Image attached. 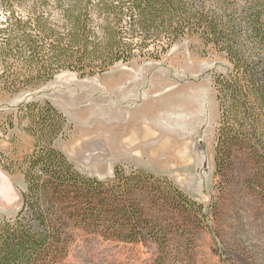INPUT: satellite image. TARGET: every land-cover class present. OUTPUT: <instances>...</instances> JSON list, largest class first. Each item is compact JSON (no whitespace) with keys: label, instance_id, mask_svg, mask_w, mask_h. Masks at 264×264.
Returning <instances> with one entry per match:
<instances>
[{"label":"trees","instance_id":"trees-1","mask_svg":"<svg viewBox=\"0 0 264 264\" xmlns=\"http://www.w3.org/2000/svg\"><path fill=\"white\" fill-rule=\"evenodd\" d=\"M193 35L231 66L213 77L219 117L209 204L142 168L117 164L106 180L82 173L56 147L70 130L65 115L46 99L27 101L16 117L27 121L32 149L21 164L0 156L2 169L24 180L20 209L0 217V264L62 260L78 232L151 242L169 264L179 252L173 241L215 232L226 213L247 204L264 215V0H0V95L63 71L91 77L119 62L158 61ZM6 126L2 135L13 117Z\"/></svg>","mask_w":264,"mask_h":264},{"label":"rangeland","instance_id":"rangeland-1","mask_svg":"<svg viewBox=\"0 0 264 264\" xmlns=\"http://www.w3.org/2000/svg\"><path fill=\"white\" fill-rule=\"evenodd\" d=\"M230 68L224 53L193 35L174 43L158 61L119 62L91 77L63 71L33 90L0 95V156L21 164L26 155L20 153L21 139L10 134L23 131L26 121L16 117L17 107L46 99L70 125L67 138L56 146L79 171L109 179L113 174L103 178L100 162L113 158L114 146L135 145L143 149L146 171L170 179L206 207L214 193L219 117L213 77ZM9 117L14 127L2 135ZM77 146L85 150L82 155ZM120 165L127 172L137 168ZM23 189L22 173L8 174L0 164V217L16 215ZM224 218L228 222L219 223L216 233L202 231L193 241H173L179 252L169 264H264L263 213L246 204ZM158 256L151 242L126 244L78 232L66 256L50 264H160Z\"/></svg>","mask_w":264,"mask_h":264},{"label":"crops","instance_id":"crops-1","mask_svg":"<svg viewBox=\"0 0 264 264\" xmlns=\"http://www.w3.org/2000/svg\"><path fill=\"white\" fill-rule=\"evenodd\" d=\"M23 125L26 126L27 121H25L23 123ZM11 133L17 134V136L21 139L22 148L20 149V153H24V154L29 153L32 149V141H33L32 137L30 135H28L26 132L20 131V130L18 132H15L14 130H12L10 132V134ZM58 141L59 140L56 141V145L58 144ZM58 149H59V147H58ZM76 149H77V153L79 155H82L83 151L85 152V150H83L80 146L79 147L77 146ZM142 151H143L142 148H138L135 145L122 146V147L114 146L113 147V158L107 159V160H102L100 162L101 171L103 170L105 172V177H103V178L110 177L113 174L114 166L117 164L130 165V166H134L137 168H142L144 170L145 169L147 170L148 169L147 166L141 160V158H142L141 152ZM104 172H102V173L104 174Z\"/></svg>","mask_w":264,"mask_h":264}]
</instances>
